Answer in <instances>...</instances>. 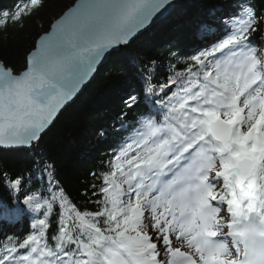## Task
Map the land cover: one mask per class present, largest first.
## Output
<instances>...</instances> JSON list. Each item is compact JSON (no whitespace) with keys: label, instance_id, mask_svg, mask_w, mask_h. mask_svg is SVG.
I'll return each mask as SVG.
<instances>
[{"label":"snow or ice","instance_id":"snow-or-ice-1","mask_svg":"<svg viewBox=\"0 0 264 264\" xmlns=\"http://www.w3.org/2000/svg\"><path fill=\"white\" fill-rule=\"evenodd\" d=\"M42 4L0 8V26ZM231 5L209 0L199 27L216 33L164 83L153 86L155 61L142 62L145 87L122 97L118 119L128 135L92 192L101 196L95 211L65 194L49 157L36 153L27 178L0 164V186L24 197L17 215L35 214L27 233H5L0 264H264V0ZM178 7V0H84L40 38L23 71L0 60V147L39 148L105 53ZM37 172L48 178L47 196L25 187Z\"/></svg>","mask_w":264,"mask_h":264},{"label":"trees","instance_id":"trees-1","mask_svg":"<svg viewBox=\"0 0 264 264\" xmlns=\"http://www.w3.org/2000/svg\"><path fill=\"white\" fill-rule=\"evenodd\" d=\"M76 0H43L41 7L31 15L25 16L19 23H8L0 26V60L12 67L17 73L24 70L27 55L34 49L38 38L49 30L50 26ZM17 0H0V8H7ZM209 0H180L181 8L189 11L187 20L170 21L160 28L155 25L151 30L130 43L122 51L111 55L107 68L99 72V77L66 109L51 130L45 134L39 148L30 152L27 150H0V164L13 173L24 172L25 177L35 167L33 159L40 155L49 157V163H54L56 178L65 194L82 211L87 203V210L95 211L94 200L101 199L97 194L92 196L102 185V175L110 171V161L113 153L118 152L120 142L124 141L128 133L121 129L118 119L124 108L122 97L130 90L142 92L144 81L138 75L142 62L155 61L153 67V86L164 83L174 70L179 72L190 62V57L196 54L194 36L201 32L200 23L207 19V4ZM218 2V0H217ZM232 11L234 5L231 0H225ZM259 3V0H257ZM171 24H178V28ZM159 28V29H157ZM174 38L160 42V38ZM261 35H264L262 33ZM159 42V43H158ZM171 48V52H169ZM156 64L162 72L156 70ZM104 69V70H103ZM132 119V114L128 117ZM162 119V118H161ZM47 176L40 179L39 172L29 179L26 188L40 189L47 196L49 188ZM95 185V188L92 186ZM87 190L89 200L84 196ZM19 193L10 194L0 186V201L6 207L0 208V242L4 241L5 233L22 236L31 229L34 213L25 208V213L17 215L14 205L17 199L23 201ZM58 216L50 218L51 228L55 231Z\"/></svg>","mask_w":264,"mask_h":264},{"label":"water","instance_id":"water-1","mask_svg":"<svg viewBox=\"0 0 264 264\" xmlns=\"http://www.w3.org/2000/svg\"><path fill=\"white\" fill-rule=\"evenodd\" d=\"M82 2H84V0H76L74 2V4L72 6H70L66 11H64L57 19L54 20V22L52 23V25L50 26L49 30L46 31L45 33H48V32H51L53 30L52 26L53 24L60 18L62 17L65 13L69 12V10H72V9H75L78 5H80ZM178 2L180 3V0H178ZM177 8L175 9H171L165 16L161 17L159 21L153 23V24H150L147 26L146 29H142L141 32L137 33L130 41L127 45H120L118 46L116 49L114 50H109L108 53H105V56L104 58L101 60L100 64L97 65L96 67V71L93 72L91 74V76L88 77V79L84 82V84L81 85L79 91L76 93L75 96L72 97L71 100H69L65 106L59 111V113L57 114L55 120L53 121V123L49 126V128L46 130V132L43 134V136L45 134H47L51 128L56 124V122L58 121V119L60 118V116L65 112V110L71 106L72 104H74L77 99L86 91V89L92 84V82H94L96 80V78L98 77L99 75V72L100 70L105 67L106 68V64L108 63L111 55L115 52H119L121 50H123L124 48H126L130 43H132L133 41H135L137 38H139L140 36H142L143 34H145L146 32H148L150 29H152L156 24H158L161 20L165 19L167 16L170 15V13L174 10H176ZM43 33L37 40V42L40 40V38L45 34ZM36 42V44H37ZM36 46V45H35ZM34 50V49H33ZM32 50V51H33ZM31 51V52H32ZM104 70V69H103ZM3 149V150H11V149H5L3 147H0V150ZM14 150H22V149H14Z\"/></svg>","mask_w":264,"mask_h":264},{"label":"bare ground","instance_id":"bare-ground-1","mask_svg":"<svg viewBox=\"0 0 264 264\" xmlns=\"http://www.w3.org/2000/svg\"><path fill=\"white\" fill-rule=\"evenodd\" d=\"M74 4V3H73ZM72 4V5H73ZM71 5V6H72ZM178 14V12L176 11V10H174V11H172L171 13H170V15L169 16H167L165 19H163V20H161L158 24H160L162 21H164L161 25H160V27H163V26H165L166 24H165V22L167 21V20H174V19H176L175 17H174V15H177ZM179 15V14H178ZM187 17H190V15L189 14H187ZM157 25V24H156ZM172 26H174V27H177L178 26V24H171ZM166 27V26H165ZM178 28V27H177ZM141 37V36H140ZM174 38V35H172V38L171 37H168V38H166V42L167 41H169V40H171V39H173ZM106 68H107V66H106ZM105 68V69H106ZM23 71V70H22ZM1 150H3V149H1ZM23 150V149H22ZM3 151H15L14 149H11V150H3Z\"/></svg>","mask_w":264,"mask_h":264},{"label":"rangeland","instance_id":"rangeland-1","mask_svg":"<svg viewBox=\"0 0 264 264\" xmlns=\"http://www.w3.org/2000/svg\"><path fill=\"white\" fill-rule=\"evenodd\" d=\"M96 79H97V78H96ZM95 81H96V80H95ZM95 81H94V82H95ZM92 83H93V82H92ZM89 87H90V86H89ZM89 87H88V88H89Z\"/></svg>","mask_w":264,"mask_h":264}]
</instances>
